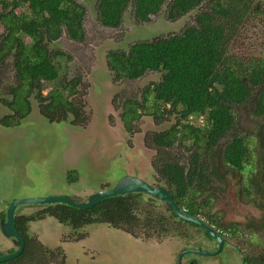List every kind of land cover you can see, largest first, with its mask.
Masks as SVG:
<instances>
[{
	"label": "rangeland",
	"instance_id": "obj_1",
	"mask_svg": "<svg viewBox=\"0 0 264 264\" xmlns=\"http://www.w3.org/2000/svg\"><path fill=\"white\" fill-rule=\"evenodd\" d=\"M77 1L86 8L84 38L77 41L63 33L58 40L48 43L50 51L58 50L64 55L59 56V80L44 81L43 88L45 92L62 89L63 84L79 78L77 93L71 95L64 90V94L75 105L82 106L79 115L84 121L79 119V123H74L69 111L66 120L52 121L45 117L37 98L39 85H36L27 97L29 112L22 118L20 114H15V119L20 121L19 125L3 124L4 116L15 109L2 101L12 100L9 89L17 84L15 52L4 56L6 59L0 65V206L4 200L9 203L18 198L52 195L84 201L93 192L116 184L125 173L140 176L154 185L166 186L157 171L159 149L154 145L152 137L154 133L164 132L175 124L179 112L171 109L162 115L161 120H156L150 114L153 105L151 101L147 104L149 107L144 109L145 113H141L143 115L132 122V131L122 121L124 102L129 99L141 102L146 86L159 82L162 72L148 71L138 79L118 78L108 63L107 54L113 50L126 51L129 43L134 40H153L179 33L195 22L199 8L172 18L169 15V1H165L156 15L148 21L140 22L135 18L134 8L129 6L121 26L111 27L103 25L99 19L98 0ZM141 29L144 35L148 31L147 37H143ZM3 33L5 30L0 25V43ZM249 45V42L244 44V51L253 50L249 49ZM234 111L235 126L227 138L235 134L250 137L252 154L246 168L253 171L243 173L227 169L229 175L226 176V170H220L222 178H213L209 214L207 210H202L199 218L208 221L222 235L231 233L233 246L239 248L243 256L264 257V208L250 202L254 198L264 207V195L252 193V197H248L244 190L249 175L256 177L261 167L264 173V118L255 116L246 106H236ZM204 119L205 115L194 114L188 121L202 125ZM226 142V139L220 141L218 146L223 147ZM183 150V146L177 142L167 155L180 157L178 154H183L182 162L187 164L189 151ZM254 160L261 162L258 170ZM218 165L222 163H215L216 172ZM207 170L210 171L209 166ZM69 174L74 180L69 179ZM261 184L264 186V178ZM156 205V209L163 213V226L155 221L149 224V229L142 226L134 228V235L123 228L114 229L108 224L89 225L75 232L71 226L61 224L52 217L29 222L30 234L40 250L31 259L26 257L18 264H176L180 251L202 241V231L196 227L189 230L180 227L179 221L170 216L164 201L158 200ZM39 209L42 206H26L21 213L32 215ZM249 223L254 227H247ZM233 224L239 228L235 233L226 228ZM176 227L188 236L180 235ZM1 235L0 253L14 249L10 238ZM65 239L69 242H65ZM42 243L45 248L48 247L45 254L43 246L40 247ZM56 246L64 248L66 262L62 256L64 251L60 248L57 250ZM225 250L216 259L203 260L215 264H242L239 251L229 246ZM38 253L41 256L33 258ZM250 264H256V261L252 259Z\"/></svg>",
	"mask_w": 264,
	"mask_h": 264
},
{
	"label": "trees",
	"instance_id": "obj_2",
	"mask_svg": "<svg viewBox=\"0 0 264 264\" xmlns=\"http://www.w3.org/2000/svg\"><path fill=\"white\" fill-rule=\"evenodd\" d=\"M165 1H169L172 18L199 8L195 22L179 33L138 40L129 52L110 51L107 58L118 78L134 79L148 70L162 72L159 82L146 86L141 102L133 99L125 102L122 117L131 131L133 120L145 113L144 109L151 101L150 114L156 120H161L171 109L179 112L178 120L168 130L153 134L152 141L162 155L157 170L180 210L186 207V214L198 217L202 210L207 213L210 210V190L213 178L220 177V167L243 173L253 171L246 168L252 154L250 137L238 134L227 137L236 122L234 107L246 106L255 116L264 118V0H98L99 19L103 25L119 27L124 13L132 6L137 21H148ZM0 5V25L5 30L0 43V65L6 59L4 56L14 51L19 81L10 88L13 100H4L5 104L13 106L16 113L25 117L30 110L27 97L39 85L37 98L47 118L52 121L64 119L67 112L62 114V111L66 108L74 116L73 122L79 123L82 106L69 101L64 90L75 95L80 79L70 80L62 85V89L48 92L43 83L59 80V56L64 55L58 50L50 51L48 43L58 40L63 33L70 39L83 40L85 6L77 0H0ZM247 42L253 50L244 51ZM194 114L205 115L202 125L188 121ZM225 139L228 142L223 147L218 146ZM177 142L189 151L187 164L182 162L183 154H178L180 157L167 155ZM187 142L190 144L186 145ZM215 163H222L217 166V172ZM254 164L257 166L255 160ZM260 171L246 181L244 190L248 197L252 195V182L255 186L261 185L262 167ZM143 195L140 192L118 194L85 209L56 203L32 218H19L17 225L30 247L26 223L46 214L76 228L96 223L115 227L142 223L140 213L147 221L157 212L156 199L148 198L151 205H145ZM198 195L206 198L198 200ZM250 201L256 203L254 198ZM166 204L171 217L183 220ZM163 219H159L161 224ZM226 228L234 233L239 229L237 224ZM20 258L21 255L0 264H18Z\"/></svg>",
	"mask_w": 264,
	"mask_h": 264
},
{
	"label": "flooded vegetation",
	"instance_id": "obj_3",
	"mask_svg": "<svg viewBox=\"0 0 264 264\" xmlns=\"http://www.w3.org/2000/svg\"><path fill=\"white\" fill-rule=\"evenodd\" d=\"M137 41L136 40H134V41H132V42H130L129 43V45H128V48L126 49V51L125 50H120V51H125V52H129L130 51V49L132 48V46L136 43ZM117 51V50H116ZM148 71H152V70H148ZM148 71H146V72H144V74H146ZM154 71H156V70H154ZM115 72V71H114ZM143 74V75H144ZM116 72H115V77H116ZM143 75H141V76H139V77H137V78H134V79H138V78H140V77H142ZM120 78H123V77H120ZM125 78H127V77H125ZM128 79H131V78H128ZM16 83L18 84L19 83V81L18 80H16ZM16 84V85H17ZM12 87V86H11ZM10 87V88H11ZM9 93L12 95V100H13V98H14V95H13V92L11 91V89H9ZM143 97V96H142ZM69 99V98H68ZM12 100H10V101H12ZM3 101V103L5 104V102H4V100H2ZM69 101H71L70 99H69ZM126 102V101H125ZM125 102H124V104H125ZM6 105V104H5ZM13 107V106H12ZM123 108H124V105H123ZM65 112H67L68 110L65 108V109H63ZM16 111L13 109V112L12 113H10V114H8V115H6V116H4V118H3V124H5V125H7V126H12V125H19V123H20V121H19V119H15V117H16ZM122 115V114H121ZM45 116V115H44ZM63 116V115H62ZM80 116V115H79ZM46 117V116H45ZM74 116L72 115V118H73ZM20 118H22L21 117V114H20ZM68 118V116H66V117H64V119H60L59 121H61V120H66ZM79 118V117H78ZM122 118V117H121ZM80 119H83V121H84V118L82 117V116H80ZM79 120V119H78ZM72 121H74V118L72 119ZM122 121H123V119H122ZM134 121V120H133ZM132 131V130H131ZM155 145V144H154ZM157 159H158V166H160L161 165V160H162V155H161V153L157 150ZM255 163L257 164V170H258V165L261 163L259 160H255ZM155 165H156V163H155ZM158 169V168H157ZM220 169L221 170H223L224 168H221L220 167ZM261 169V168H260ZM158 171V170H157ZM123 173H125V172H123ZM159 173V172H158ZM125 175H128L127 173H125ZM124 175V176H125ZM129 175H133V174H129ZM224 175H226V176H228L229 174H228V172H227V170L226 171H224ZM248 175H249V173H248ZM250 176V175H249ZM72 177L73 176H71V174H70V178L69 179H71V180H74V178L72 179ZM219 178V177H218ZM217 178V179H218ZM220 178H222V175L220 174ZM249 178V177H248ZM263 178H264V173L262 174V176H261V179L263 180ZM143 179V178H142ZM114 185L115 184H113V185H109V186H106L105 188H103V189H101V190H105V189H110V188H113L114 187ZM152 185H154V184H152ZM251 186H253V187H251L252 188V193H255V195H258V194H263L264 195V186L262 185H260V186H255V184L252 182L251 184H250ZM155 186H158V185H155ZM166 187V186H165ZM213 187V186H212ZM254 189V190H253ZM95 192H97V191H95ZM94 193V192H93ZM92 193V194H93ZM130 193H134V192H130ZM136 193V192H135ZM139 193V192H138ZM140 193H144V195H143V198H144V203H145V205H147V204H149L150 203V201H149V199H147L146 198V196L148 195L149 197L148 198H150V197H152L153 199L155 198L156 199V201H158V200H160V199H158V198H156V197H154V196H152V195H150V194H148V193H146V192H140ZM210 193H211V190H210ZM92 194H90L88 197H87V199L86 200H84V201H78V202H87L88 201V199H89V197L92 195ZM126 194H128V193H125V195ZM118 195V194H117ZM113 196H115V195H113ZM205 196V195H204ZM199 197V198H198ZM197 197V199L198 200H203L204 199V197L203 196H198ZM206 197V196H205ZM250 197H252V196H250ZM72 198V197H71ZM74 198V197H73ZM72 198V199H73ZM212 199V198H211ZM252 200H253V198H251ZM14 200H16V199H14ZM14 200H12V201H10L9 203H8V200H4L3 202L4 203H2V205L0 206V236L2 237V235L1 234H3L5 237H7L4 233H3V228H2V222L3 221H6L7 219H8V209L10 208V206H11V204H12V202L14 201ZM75 200V199H74ZM104 200V199H103ZM77 201V200H76ZM102 201V200H101ZM101 201H99V202H101ZM161 201H163V200H161ZM99 202H97V203H99ZM165 202V201H164ZM251 203H253L252 201H250ZM0 203H1V201H0ZM56 203H61V202H51V203H35V202H24V203H20V204H18L16 207H15V209H14V219H15V224H16V227H17V229L19 230V232H20V234L22 235V237H23V239H24V241H25V246H24V249H23V251L18 255V256H16V257H14V258H12V259H15V258H17V257H19L20 255H21V260H23V259H25L26 257H29V259H31L32 258V255H34V254H37L36 252H39V247L37 246V245H35L36 244V240H34V237L32 238V236H31V234H30V231H29V222H37V221H39V220H44V219H46L47 217H52V218H55L59 223H61V224H64V225H67V226H71L74 230H75V232H79L80 230H82V229H85L87 226H89V225H85V226H81V227H75V226H73L71 223H69V222H66V223H62V222H60L56 217H54V216H51V215H49V214H46L45 216H43L41 219H32V220H29L27 223H26V235L30 238V240H31V242H30V247H28L27 245H26V240H25V238H24V236H23V234H22V232H21V230L18 228V225H17V221H18V219L19 218H21V217H24V218H32V217H34V216H36L37 215V213H39L40 211H42V210H44V209H46L47 207H48V205H53V204H56ZM96 203V204H97ZM156 203V202H155ZM167 203V202H166ZM210 203H211V200H210ZM256 203H257V206H259L260 208H264V207H262V206H260V204L258 203V201L256 200ZM256 203H253V204H256ZM96 204H94V205H96ZM94 205H92V206H90V207H93ZM144 205V206H145ZM26 206H28V207H38V206H42V209H39V211H36L34 214H32V215H26V214H23V213H21V211H22V209L24 208V207H26ZM72 206V205H71ZM143 206V207H144ZM73 207H75V206H73ZM90 207H86V208H90ZM149 207V206H148ZM76 208H78V207H76ZM209 208H211V204H210V206H209ZM80 209V208H79ZM81 209H85V208H81ZM208 211H210V210H208ZM153 212V211H152ZM208 214V213H207ZM163 214L161 213V212H159L158 210H157V212L155 211V215L153 216V217H157V216H159L158 218H153L152 216L150 217V219L149 220H147L146 221V218H145V215H140V216H142V217H140L141 218V222L142 223H136V222H134L133 224L131 223V224H126V225H121L120 227H115V226H112V225H110V224H108V223H96V224H108V225H110L112 228H114V229H119V228H123V229H125L126 231H128L129 233H131V234H133L134 235V228H138V227H141L142 226V228H144V229H149L148 228V226H149V224L150 225H152L153 224V222H157L158 224H161V221H159V219L161 218V217H164V216H162ZM181 219H183V218H181ZM175 220V219H174ZM184 220V221H183ZM183 220H179L178 219V224H179V226L180 227H183V228H187V230H189V229H192V228H194V227H196V228H199L201 231H202V241H199L197 244H194V245H191V246H189V247H187V248H184L182 251H180L179 252V254H178V256H177V260H176V264H215V263H212V262H207V261H205V260H203L204 258L205 259H210V258H212V259H216L218 256H220V254L221 253H223V252H225L226 250V247L227 246H229V247H231V248H233V249H236L237 251H239V256L241 257V263L242 264H250L251 263V261H252V259L253 260H255L256 261V264H264V259H263V256L261 257V256H259V257H256L255 255H252L251 257H247V256H243L242 254H241V251H240V249L239 248H236L235 246H233L234 245V243H233V239H231L230 238V236H232V234L231 233H227V235H222L220 232H218V230L216 229V228H214V227H212L216 232H218L220 235H221V237L224 239V244H223V246H222V248H221V244H220V242H218L215 238H213V236H211L202 226H200V225H198V224H195V223H193V222H191V221H188V220H185V219H183ZM163 221H164V219H163ZM162 221V223H164ZM204 221V220H203ZM205 222V221H204ZM208 225H210V223L207 221L206 222ZM157 224V225H158ZM216 224V223H215ZM32 225V224H31ZM90 225H95V224H90ZM217 225V224H216ZM217 227H219L218 225H217ZM247 227H254L251 223H249L248 225H247ZM177 228V227H176ZM177 230H178V228H177ZM187 230H185V231H187ZM178 232H179V234L180 235H183V236H188L187 234H185L183 231H180V230H178ZM71 234V233H70ZM190 236V235H189ZM191 237V236H190ZM7 238H10V242L12 243V244H14L13 246H15V248L14 249H12V250H10L9 252H7V253H0V255H5V254H11V253H14L15 251H17L18 249H19V246H17L15 243H14V240H15V238L14 237H7ZM64 241V240H63ZM65 242H69V240H66L65 239ZM42 246H43V253L45 254V249L47 250L48 249V247L47 248H45V246L43 245V243H42ZM57 247V250L60 248L62 251H64L63 253H62V256H63V261H65L66 262V260H67V255H66V252H65V250H64V248L62 247V246H56ZM26 249H27V251H26ZM221 249V250H220ZM220 250V251H219ZM183 254V255H182ZM181 255H182V257H181ZM39 256H41V254H39L38 253V255H35V256H33V258H36V257H39ZM236 256V255H235ZM181 257V258H180ZM9 260H11V259H9ZM240 260V259H239ZM6 261H8V260H6ZM2 262H4V261H2ZM163 264V263H162Z\"/></svg>",
	"mask_w": 264,
	"mask_h": 264
},
{
	"label": "water",
	"instance_id": "obj_4",
	"mask_svg": "<svg viewBox=\"0 0 264 264\" xmlns=\"http://www.w3.org/2000/svg\"><path fill=\"white\" fill-rule=\"evenodd\" d=\"M141 31L143 32V37H147L148 31L145 33V35H144V30L141 29ZM130 192H146L160 200L167 202L178 216H180L181 218L185 220L191 221L195 224L202 226L211 236H213V238H215L218 242H220L221 248H222L224 244V239L221 237V235L203 220L196 218V217H192L182 212L177 202L175 201L174 196L170 193L167 187L163 185L155 186V185H152L147 180L142 179L140 176H134V175L128 174V175L123 176L114 185L113 188L99 190L97 192H94L89 197L87 202H78L72 199L71 197L64 196V195H52V196H45V197H28V198H18L14 200L10 208L8 209V219L2 222V228H3V233L7 237L15 238L14 243L17 246H19V249L11 254L0 255V262L6 261V260H9V259H12L18 256L23 251L24 246H25V241L22 235L20 234L19 230L17 229L16 224H15V219H14V209L18 204L24 203V202H35V203L64 202V203L70 204L78 208H86V207H90L96 204L97 202L107 197L117 195V194L130 193Z\"/></svg>",
	"mask_w": 264,
	"mask_h": 264
},
{
	"label": "clouds",
	"instance_id": "obj_5",
	"mask_svg": "<svg viewBox=\"0 0 264 264\" xmlns=\"http://www.w3.org/2000/svg\"><path fill=\"white\" fill-rule=\"evenodd\" d=\"M184 209H186V210L188 211V209H187L186 207H184L182 212H184V213L187 212V211H185ZM196 218H199V215H198V217H196ZM199 219H201V218H199ZM201 220H202V219H201ZM209 226L213 227L212 224H210ZM218 232H219V231H218Z\"/></svg>",
	"mask_w": 264,
	"mask_h": 264
},
{
	"label": "built area",
	"instance_id": "obj_6",
	"mask_svg": "<svg viewBox=\"0 0 264 264\" xmlns=\"http://www.w3.org/2000/svg\"><path fill=\"white\" fill-rule=\"evenodd\" d=\"M185 211H187L186 209H184ZM213 226V225H212ZM214 227V226H213ZM215 228V227H214Z\"/></svg>",
	"mask_w": 264,
	"mask_h": 264
}]
</instances>
